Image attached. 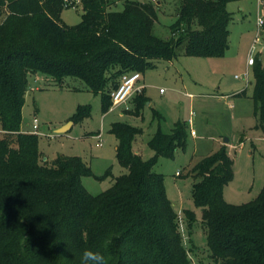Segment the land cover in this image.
Listing matches in <instances>:
<instances>
[{"label": "trees", "instance_id": "1", "mask_svg": "<svg viewBox=\"0 0 264 264\" xmlns=\"http://www.w3.org/2000/svg\"><path fill=\"white\" fill-rule=\"evenodd\" d=\"M237 1L176 0L169 36L160 39L152 33L157 6L150 1L121 0L118 9L115 2L81 0V21L69 27L59 20L69 7L63 0H0V264H80L85 249L101 252L106 264H191L164 176L153 171L159 158L172 159L185 148L184 122L169 134L152 135L148 160L132 149L140 130L112 123L115 159L126 172L91 195L81 182L91 170L81 158H40L38 135L21 130L22 108L30 76L58 84L77 79L102 96L107 111L123 74L144 73L181 54L221 58L232 20L226 6ZM254 64L255 128L264 131V59L256 57ZM145 102L134 96L133 113ZM88 114L89 106H80L71 121ZM187 175L210 258L218 264H264V188L245 204L224 201V186L233 177L225 146L190 166ZM183 212L190 228L194 215Z\"/></svg>", "mask_w": 264, "mask_h": 264}, {"label": "rangeland", "instance_id": "2", "mask_svg": "<svg viewBox=\"0 0 264 264\" xmlns=\"http://www.w3.org/2000/svg\"><path fill=\"white\" fill-rule=\"evenodd\" d=\"M121 8V0H106ZM152 2L157 6L154 36L165 39L175 21L176 0H132ZM231 13L228 50L221 58H195L182 54L173 62H159L141 73L137 83L143 88L146 102L138 114L134 106L102 108V96L74 78L60 84L40 75L28 78L22 108L21 130L30 132L33 118L38 122L40 158L48 161L58 155L79 157L90 167L91 174L81 179L91 195H97L126 172L115 159L116 139L110 134L112 123H125L140 130L132 149L143 160L153 156L148 141L156 132L169 134L176 122L187 127L186 145L177 149L172 159L159 158L153 167L164 176L166 196L177 216L182 245L191 264H218L209 255L206 234L201 225V209L191 198L192 178L187 172L194 163L225 146L233 161V177L224 186L223 199L232 205L252 201L264 188V131L255 128L254 104L251 99L253 68H247L249 55L264 59V32L258 36L257 20L264 19V5L257 0L230 2ZM80 7L63 8L59 20L76 26L81 21ZM264 29V28H262ZM253 51L251 52V49ZM182 49H180V52ZM257 60L254 64L256 66ZM248 69V70H247ZM248 71V82L242 77ZM235 92L239 96H231ZM221 95H229L221 97ZM80 106H89V114L79 122L71 119ZM190 121V122H189ZM69 125L64 133L55 130ZM193 130L195 136L191 135ZM228 139V144L222 143ZM183 211H191L190 228Z\"/></svg>", "mask_w": 264, "mask_h": 264}, {"label": "built area", "instance_id": "3", "mask_svg": "<svg viewBox=\"0 0 264 264\" xmlns=\"http://www.w3.org/2000/svg\"><path fill=\"white\" fill-rule=\"evenodd\" d=\"M154 1V0H153ZM64 6H69V7H80L81 6V0H63ZM257 2L260 5H264V0H257ZM257 24L259 27V31L262 28H264V19L261 17L258 18ZM261 31L258 32V36L261 35ZM253 51V48L251 49V52ZM254 64V58L249 55L247 59V65L252 66ZM235 79H244L246 82H248V71H246L242 77L235 76ZM141 79V74L137 72H132V73H126L123 74L120 78V82L118 86L110 92V99H111V106H120L123 105L125 108H128V103L129 100L137 94H140L143 90L141 86H138L137 83ZM190 122V121H189ZM29 133H33L36 135H43L39 133L38 131V122L36 118H33L32 121V129ZM191 135H195L194 131H190Z\"/></svg>", "mask_w": 264, "mask_h": 264}, {"label": "clouds", "instance_id": "4", "mask_svg": "<svg viewBox=\"0 0 264 264\" xmlns=\"http://www.w3.org/2000/svg\"><path fill=\"white\" fill-rule=\"evenodd\" d=\"M80 264H106V260L101 252L85 249L81 254Z\"/></svg>", "mask_w": 264, "mask_h": 264}, {"label": "crops", "instance_id": "5", "mask_svg": "<svg viewBox=\"0 0 264 264\" xmlns=\"http://www.w3.org/2000/svg\"><path fill=\"white\" fill-rule=\"evenodd\" d=\"M224 55H225V54H224ZM170 63H171V62H170ZM250 67H252V66H248V65H247V68H248V69H249ZM248 69H247V70H248ZM141 79H142V77H141ZM141 79H140V80H141ZM234 79H235V78H234ZM248 84L250 85V83H248ZM142 92H143V91H142ZM239 93H240V92H235V93L231 94V96H233V97L236 96V95L239 96ZM137 95H138V94H137ZM134 96H136V95H134ZM134 96H133V97H134ZM142 96L144 97V95H142ZM227 96H229V95H221V97H227ZM133 97H132V98H133ZM132 98L129 100V103H128V104H131V103H132ZM144 98H145V97H144ZM120 106H121V105H120ZM129 106H130V105H128V108H129ZM194 136H195V135H194ZM228 142H229V140H228ZM228 142H227V144H228ZM222 143H223V142H222ZM115 148H116V146H115ZM218 148H219V147H218ZM135 153H136V152H135ZM137 154H138V153H137ZM84 162H85V161H84ZM85 163H86V162H85Z\"/></svg>", "mask_w": 264, "mask_h": 264}, {"label": "water", "instance_id": "6", "mask_svg": "<svg viewBox=\"0 0 264 264\" xmlns=\"http://www.w3.org/2000/svg\"><path fill=\"white\" fill-rule=\"evenodd\" d=\"M70 124H71V122L68 125H66V126H63L61 128L56 129L55 132L58 133V134L64 133L65 131L68 130ZM227 142H228V139H224L223 143L227 144Z\"/></svg>", "mask_w": 264, "mask_h": 264}]
</instances>
